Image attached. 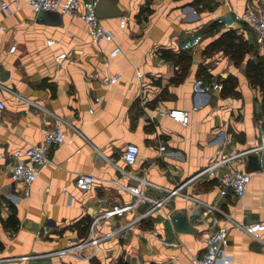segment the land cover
<instances>
[{
  "label": "crops",
  "instance_id": "1",
  "mask_svg": "<svg viewBox=\"0 0 264 264\" xmlns=\"http://www.w3.org/2000/svg\"><path fill=\"white\" fill-rule=\"evenodd\" d=\"M2 1L19 8H0V264H195L216 224L228 228L229 264H264L262 245L237 225L264 221V147L253 149L264 145V88L246 74L248 60L264 64V47L252 28L234 19L257 0H117L125 26L119 27L120 16L101 18L115 35L104 46L121 49L114 57L91 42L81 18L45 10L43 20L26 0ZM228 29L256 49L238 64L221 50L205 52ZM61 52L67 57L57 59ZM181 54L189 56L184 73L176 61ZM114 73L121 77L111 83ZM227 75L236 83L234 93L223 96L211 85ZM173 107L187 109L189 123L161 114ZM56 116L69 123L62 126L66 140L50 148L51 163L39 167L27 195L10 179V154L41 142ZM127 143L138 146L127 168L157 185L144 190L152 197L240 151L246 152L228 166L251 173L248 189L239 199L219 196L216 179L197 177L180 192L214 203L229 218L178 193L140 220L133 221L147 203L101 219V233L123 227L96 247L53 253L89 238L98 213L133 201L122 185L137 181L111 163L123 165ZM161 143L166 151L159 153ZM81 172L95 176L87 190L74 183ZM167 214H185L193 230L175 229Z\"/></svg>",
  "mask_w": 264,
  "mask_h": 264
},
{
  "label": "built area",
  "instance_id": "2",
  "mask_svg": "<svg viewBox=\"0 0 264 264\" xmlns=\"http://www.w3.org/2000/svg\"><path fill=\"white\" fill-rule=\"evenodd\" d=\"M97 0H26V4L34 11L39 12L41 10L57 11L61 14H67L74 17L81 18L87 28L92 43L98 46L99 51L102 54H107L109 57H114L120 52L118 45L111 49H107L104 44L114 40V33L111 29L107 28L101 21V18L96 14ZM0 8L4 9L7 13H12L15 9L19 8L15 5L13 8L5 1L0 3ZM234 19L238 23L246 24L252 28L256 35V41L264 47V0H257L254 4L249 5L243 11L234 14ZM126 24V17H119V27L123 28ZM198 40V37L195 38ZM47 44H51V40H47ZM15 49V45L10 47V51ZM67 57L66 52H61L57 55V59ZM107 64V60H105ZM138 77H141V73L137 71ZM119 73H114L108 78V81L114 83L120 79ZM214 88L220 89L222 87L221 82H215L211 85ZM209 85H205L204 89H208ZM202 89V88H201ZM95 100H99L96 97ZM28 103L33 104L32 101ZM5 108L4 101L0 100V111ZM91 110V109H90ZM161 114L170 116L175 121L182 124H187L190 121V113L187 109L173 107L166 111H162ZM57 117V116H56ZM69 124L63 117H57V121L54 126L44 133V137L41 142L28 145L24 148H16L10 154L12 162L10 163V179L13 183H22L24 185L23 191L25 194H29L28 185L37 177L38 169L40 166L51 163L49 156V150L52 146H58L65 142L66 134L62 126ZM262 146H257L253 149H261ZM159 153L166 151V145L161 143L158 147ZM98 153L106 158L96 147ZM138 146L135 143H127L125 148L120 154V159L123 161V165L117 164L115 161H111L112 165L121 172L133 178L137 183H131L122 185L133 197V201L121 204H114L110 208L95 215L90 223V237L78 241L77 243L65 246L56 250L53 253L64 254L70 252L72 249L81 248L87 244H92L96 247L97 243L102 239H105L114 233H119L122 227L114 229L112 231H106L101 233L97 230V224L101 219L111 216H122L126 211L137 207L141 203H147L148 206L143 210L139 216L133 221L140 220L143 217L149 215L154 209L162 207L169 197L175 194H180V188L184 184L189 183L191 180L197 177H205L206 179H216L218 184L219 196H225L228 194L233 195L237 199L242 197L249 186L251 180V173L240 170L237 168L229 167L230 161L240 157L246 151L235 152L229 155H222L218 158L211 160L202 169L191 175L181 185L173 188H167V194L163 197H152L145 193V188L157 187L156 184L148 181L145 177L133 173L127 166H131L135 163L137 158ZM171 153H173L171 151ZM107 159V158H106ZM223 167L222 171H219ZM264 171V167H263ZM95 181V176L90 173H78L75 177V185L82 189H89ZM188 199L194 201V203L203 206L209 212L221 213L223 216L229 218V215L218 208L214 203L206 202L194 195L187 192L182 193ZM168 219L171 218L170 214L166 215ZM216 219L214 218V223ZM247 234H249L255 241L259 242L264 248V237L262 232L264 231V221H254L247 224H238ZM228 228L225 224H216L206 235L204 252L195 257V264H229L232 260L231 256L227 252L228 245ZM49 253V254H53ZM132 264V263H127Z\"/></svg>",
  "mask_w": 264,
  "mask_h": 264
},
{
  "label": "trees",
  "instance_id": "3",
  "mask_svg": "<svg viewBox=\"0 0 264 264\" xmlns=\"http://www.w3.org/2000/svg\"><path fill=\"white\" fill-rule=\"evenodd\" d=\"M217 22L211 24L210 29H215ZM221 50L229 55L235 64L240 63L244 56L249 52H255L254 46L238 34L234 29H228L221 33V35L213 40L205 49L206 53L211 51ZM256 54V53H255ZM166 58H171L170 54L164 55ZM176 61L180 62L182 73L185 72L189 63L188 55H179ZM246 74L250 79L252 85H256L261 89L264 88V64L261 58L256 60L250 59L246 64ZM222 83L221 94L227 96L234 93L236 80L232 75H227L220 80Z\"/></svg>",
  "mask_w": 264,
  "mask_h": 264
},
{
  "label": "water",
  "instance_id": "4",
  "mask_svg": "<svg viewBox=\"0 0 264 264\" xmlns=\"http://www.w3.org/2000/svg\"><path fill=\"white\" fill-rule=\"evenodd\" d=\"M116 1L117 0H97L95 8L97 16L100 18L107 16H122V11L118 8ZM45 13V10L39 11V18L46 20L44 17ZM170 220L177 230H193L186 220L185 214L172 215Z\"/></svg>",
  "mask_w": 264,
  "mask_h": 264
}]
</instances>
